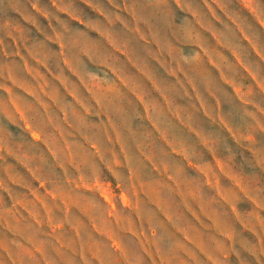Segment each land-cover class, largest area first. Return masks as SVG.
I'll return each mask as SVG.
<instances>
[{"label": "rangeland", "instance_id": "rangeland-1", "mask_svg": "<svg viewBox=\"0 0 264 264\" xmlns=\"http://www.w3.org/2000/svg\"><path fill=\"white\" fill-rule=\"evenodd\" d=\"M211 1L184 7L215 27L220 4L238 15L252 43L229 33L216 46L204 31L205 53L190 48L188 63L198 92L174 90L166 106L136 77V96L103 89L100 105L24 114L40 130L6 128V118L23 122L21 114L0 112V264H23L25 255L30 264H264V34L240 3ZM250 3L264 22V0ZM38 4L46 24L84 21L108 32L109 67L99 71L130 79L134 59L148 71L141 43L149 33L115 27L134 24L124 15L134 8L147 30L148 0ZM178 24L191 32L190 20ZM98 35L85 34L94 72L105 60ZM215 98L221 113L202 117Z\"/></svg>", "mask_w": 264, "mask_h": 264}, {"label": "crops", "instance_id": "crops-1", "mask_svg": "<svg viewBox=\"0 0 264 264\" xmlns=\"http://www.w3.org/2000/svg\"><path fill=\"white\" fill-rule=\"evenodd\" d=\"M148 1L147 30L141 29L138 19L141 13L134 8L127 9L124 14L131 16L134 24L128 26L117 23L115 25L123 33L140 31L149 33L148 43H141L138 40L141 46L147 49L149 69L145 71V68L142 69V65L136 64L134 59L132 65L135 69L130 78L132 81H129L130 79L118 72L109 75L108 71L107 73L99 71L103 68L108 70L109 67L108 54L111 37L108 32L95 30L93 26L84 21L62 28L55 24L49 25L45 22V12L39 6L38 0H4L3 5L0 4L3 10L0 11V97L5 98L7 107L0 108V112L21 114L23 120V122H15L6 118L4 121L6 128L30 127L40 130L43 126L34 125L25 118L24 114L34 111L43 114L46 105L56 108L59 112L66 104L87 107L90 102L94 101L100 105L101 96L96 94L103 89H128L136 96V77L146 80L148 91L154 96L161 95L163 103L170 106L173 103L174 90H179L181 94L184 90L185 95L190 90L199 91L195 82H189L190 48L195 50L192 55H203L205 39L208 38L209 42L217 46L221 41L225 42L226 34L229 33H232L233 37L244 45L252 43L246 35L248 33L246 26L239 21L238 15L225 11L220 4H218V10L222 20L216 21L214 18L216 26L206 27L195 19L197 18L195 14H189L184 7V4L193 2V0ZM196 1L202 2V0ZM230 1L240 3L246 16L253 19L255 27H258L264 34V22L256 13L253 4L250 3L252 0ZM201 4L204 5L203 2ZM1 12L4 14L2 15ZM116 12L125 11L117 10ZM104 17L105 15L101 16L103 20ZM178 18H186L192 22L191 32L189 26L178 24ZM46 29L51 35H46ZM92 30H95V33ZM78 31L81 32L80 35H76ZM204 31L207 32V38L203 36ZM86 33L89 34L90 39L93 38V34H99L101 43L104 41L105 60L104 63L95 62L96 72L93 67V53L89 48L86 49ZM210 64L214 65L212 61ZM136 67L144 72L136 71ZM46 81H51V88L47 86ZM74 82L78 91H73ZM80 91L83 93L80 94ZM208 96L213 97L212 94ZM220 105L218 98L212 99L213 108L203 105V109L200 110L201 116L212 117V113H221L222 106ZM41 139L44 141L43 138ZM21 188L24 187L21 186ZM24 257L28 261H23V264L32 262L29 260L32 256L25 255ZM41 264H44L43 261Z\"/></svg>", "mask_w": 264, "mask_h": 264}]
</instances>
